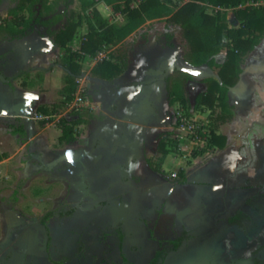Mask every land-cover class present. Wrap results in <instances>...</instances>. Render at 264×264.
Wrapping results in <instances>:
<instances>
[{
    "label": "crops",
    "instance_id": "1",
    "mask_svg": "<svg viewBox=\"0 0 264 264\" xmlns=\"http://www.w3.org/2000/svg\"><path fill=\"white\" fill-rule=\"evenodd\" d=\"M16 2L0 0V264H264V144L246 135L264 132V36L245 55L227 107L215 110L195 108V100L207 89L205 78L219 79V67L194 66L159 37L145 57L149 66L136 69L132 93L122 81L110 91L115 78L88 81L92 91L104 85L89 100L96 124L84 140L75 133L67 143L60 138L65 116L52 108L56 97L66 98L65 51L81 27L65 47L54 42L60 23L36 22L17 37L29 14L9 13ZM247 7H264V0L209 5L207 12H225L237 28L234 10ZM175 70L189 78L192 98L178 90L188 102L171 104L188 103L186 115L210 129L207 140L166 122L161 101ZM82 120L80 127L88 123ZM173 132L182 155L168 173L159 143ZM78 141L80 154L72 149Z\"/></svg>",
    "mask_w": 264,
    "mask_h": 264
},
{
    "label": "trees",
    "instance_id": "2",
    "mask_svg": "<svg viewBox=\"0 0 264 264\" xmlns=\"http://www.w3.org/2000/svg\"><path fill=\"white\" fill-rule=\"evenodd\" d=\"M114 6L116 11L127 13L129 22L122 27L106 25L102 32L91 25L90 30L80 41V50L87 54H95L101 44H117L128 37L132 32L138 29L147 20L165 17L166 24L177 25L181 29L186 41L190 47V53L187 58L194 66L207 64L210 67H219L218 77L205 78L203 81L207 84V89L203 94L198 95L195 100V108L202 105L212 110L216 108L225 109L229 103V95L232 87L236 86L243 72V62L245 55L254 50L261 42L264 36V7H247L234 11V22L240 20L237 28H230L227 20V14L223 11L208 13L209 5L221 6L224 8H235L246 0H189L174 10L168 5L174 0H143L137 7L129 5L130 0H125L126 6L121 9V0H106ZM50 0H17L16 5L9 9V13L17 14L28 11V17H22L18 25L23 26L13 34L17 37L26 35L32 30L34 23L42 24L62 23L56 32L54 42L57 46L65 47L74 39L77 29L82 25L83 16L74 9H69L73 0H53V6L48 4ZM61 4H64L63 10H59ZM39 9L36 10V7ZM53 13L51 20H45V14ZM98 21L102 22L99 18ZM259 33V34H258ZM175 37L174 32H167L165 40L169 46ZM227 49L223 62H217V56L222 49ZM119 58L122 65L116 60ZM127 65L126 53L112 54L110 59L102 60L92 69L95 76L103 79L112 80L123 72V66ZM69 74L66 77V86L64 93L68 102L73 98V92L76 88V76L81 73L82 67L72 60L69 64ZM189 79V78H188ZM172 103L177 99L183 100L181 91H174ZM186 102L185 100H183ZM82 117L75 120L67 118L61 119L63 134L60 137L67 143L76 140L75 127L82 123ZM217 136L212 133L211 142ZM164 156L168 153L165 149L166 142L162 139L159 143ZM164 157L161 158L163 161ZM54 212H48L45 217H49Z\"/></svg>",
    "mask_w": 264,
    "mask_h": 264
},
{
    "label": "rangeland",
    "instance_id": "3",
    "mask_svg": "<svg viewBox=\"0 0 264 264\" xmlns=\"http://www.w3.org/2000/svg\"><path fill=\"white\" fill-rule=\"evenodd\" d=\"M143 1V0H141ZM189 0H174L173 3H168L170 7H172L174 10H177L180 5L187 2ZM121 9L126 6L125 0L120 1ZM133 4L135 7H137V0H130L129 5ZM16 3L14 4V6ZM53 6V3L50 5ZM64 4H61L59 10H63ZM39 9V6L36 7V10ZM69 9H74L77 12H79L83 16V23L80 26V31L78 33V39L76 40V43H71L65 52L66 53V62L67 64H70L72 60L74 62H77L81 65L82 69L89 71L92 67L96 66L98 63H100L102 60L110 59L112 54H120V53H126L127 55V65L123 66V72L117 76L114 80H112L109 84L110 91L113 90L114 83L116 82H124L122 84V89L130 93H132L134 90V76L136 69L143 70L149 64H147L145 61V57H147V52H149L151 49L155 48L158 44L159 37L164 36L166 37L167 32H174L175 37L173 39V43L176 46L178 55L181 57L188 56V53H190V47L186 41V38L184 37L181 29L179 26L175 25H167L165 21V17L163 19H153V20H147L144 24H142L137 30H135L133 33H131L126 39L123 41L117 43V44H111V43H103L100 46V49L95 54H87L80 50V41L83 38V36L90 30L91 25L100 32H102L103 28L106 27V25L116 26V27H122L128 24L129 22V16L127 13L116 11L114 9V6L112 4H109L106 0H73V3L69 6ZM235 11V10H234ZM230 15H232V12L229 11ZM29 13L28 11H24V15L27 16ZM101 18L102 22L98 21V19ZM59 26H62V23H60ZM148 38L151 40V43L146 45V39ZM158 39V40H157ZM148 41V40H147ZM75 44L79 46L75 49ZM264 44V39L262 40V44ZM260 45V46H261ZM260 46L257 48V50L260 48ZM165 47V46H164ZM163 47V48H164ZM257 50L255 52H257ZM116 62H118L120 65L121 62L119 58L114 59ZM69 66V65H67ZM82 72V71H81ZM94 76L93 72L89 74L88 78H85L84 76H81V73L76 76V88L74 93H77L80 91V89L84 90V95L88 100L93 99V92L96 90H101L104 85H98L94 84V90L92 91L87 87L88 81L92 80V77ZM78 77V78H77ZM169 84L167 88L165 89L162 97V107L166 114V122L168 125H174L179 127V122L176 119L177 111L185 109L183 112L187 113L188 109H186L187 104L185 103V106L178 103L175 104L174 107L171 104L173 92L176 90H181L186 92V96H188L189 101H191L192 96L190 95L191 92H189L188 89V78H186L182 73L180 74L179 71H174L170 73L169 75ZM78 80V81H77ZM128 81V82H127ZM127 82V83H126ZM158 94L159 90L158 87L155 90ZM73 98L68 101L64 102L63 100L59 101L60 99L56 97V105L52 108L53 113H59V115L65 116L64 118L75 120L79 116L83 117L86 121H88L87 125L81 126L78 125L77 129H75V133L77 134L78 140H84V138L91 134L90 125L94 124L95 121L92 120V111L93 109L86 107L83 108L81 111H75L70 110V107L68 106L71 101L74 100ZM188 99L186 100L188 102ZM193 102V101H192ZM191 103V102H190ZM59 118V120H58ZM58 123L60 124V117L58 115L56 116ZM96 124V123H95ZM249 137V141L252 142V144H256V140L263 141L264 144V132L262 133H254V134H246ZM178 133L173 132L172 138L168 137V157L167 161L165 163V169L168 173L171 172V170L177 168L179 165V162L181 160L180 153H177V151L174 150L173 146H175V140ZM81 141L75 142L72 145V149L80 154L82 152L83 147L81 146ZM87 146V145H86ZM85 146V147H86ZM264 153V148L261 150ZM264 156V155H263ZM153 158V157H152ZM76 204V203H74Z\"/></svg>",
    "mask_w": 264,
    "mask_h": 264
},
{
    "label": "built area",
    "instance_id": "4",
    "mask_svg": "<svg viewBox=\"0 0 264 264\" xmlns=\"http://www.w3.org/2000/svg\"><path fill=\"white\" fill-rule=\"evenodd\" d=\"M141 0H137V6ZM132 8L135 7L133 4L130 5ZM74 100L68 104L70 110L81 111L83 108L89 107L91 109L94 108L92 103L85 97L84 90L80 89L77 93H74ZM34 118L36 119H45L46 116L43 114H34ZM176 119L180 123V128L187 129V134L190 136L191 139L194 141H202L207 140L208 136L210 135V129L199 119H192L191 117L187 116L183 110L177 111ZM173 176H176V173H173Z\"/></svg>",
    "mask_w": 264,
    "mask_h": 264
},
{
    "label": "snow or ice",
    "instance_id": "5",
    "mask_svg": "<svg viewBox=\"0 0 264 264\" xmlns=\"http://www.w3.org/2000/svg\"><path fill=\"white\" fill-rule=\"evenodd\" d=\"M70 158V157H69Z\"/></svg>",
    "mask_w": 264,
    "mask_h": 264
}]
</instances>
